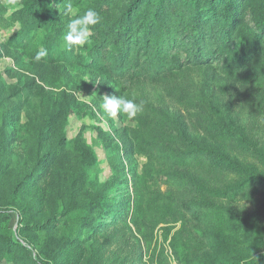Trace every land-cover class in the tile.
Instances as JSON below:
<instances>
[{
  "label": "trees",
  "instance_id": "obj_1",
  "mask_svg": "<svg viewBox=\"0 0 264 264\" xmlns=\"http://www.w3.org/2000/svg\"><path fill=\"white\" fill-rule=\"evenodd\" d=\"M67 3L28 0L12 14L0 3V31L18 25L5 46L23 52L33 62L81 67L125 86L127 98L143 101L128 153L147 160L136 186L137 208L131 218L144 243L150 248L153 230L170 225L163 230L167 237L173 234L170 247L177 264H264V254L253 257L235 250V235L252 225L228 205L238 198L251 204L264 199V171L245 164L242 158L264 164V148L227 124L196 81L204 69L217 64L228 78L245 71L252 92L264 94V64L251 62L264 51V0H71L79 15L92 8L101 18L91 27L90 43L71 48L63 38L71 19L63 15ZM247 6L259 18L256 29L242 20ZM39 52L45 55L37 59ZM153 87L160 88L172 103L193 110L190 117L203 135L241 153V161L203 138H191L177 118L151 102ZM65 147L63 142L45 154L35 174L28 176L29 183L42 177L45 165L66 166L70 156ZM221 174L237 179L212 185L216 182L213 176ZM74 175L72 193L79 190L88 195L85 176L81 172ZM28 186L17 180L14 195ZM122 203L107 207L105 217L110 208L116 207V213L112 222L103 225L127 219L129 211ZM8 220L0 207V264H50L71 247L69 240L35 238L51 230L50 225L26 226L27 236L34 233L28 244L36 246V260L7 234L4 225ZM100 221L91 216L84 226L96 232L104 227L98 225ZM178 223V229L172 226ZM168 260L163 251L150 255L151 264H170Z\"/></svg>",
  "mask_w": 264,
  "mask_h": 264
},
{
  "label": "rangeland",
  "instance_id": "obj_2",
  "mask_svg": "<svg viewBox=\"0 0 264 264\" xmlns=\"http://www.w3.org/2000/svg\"><path fill=\"white\" fill-rule=\"evenodd\" d=\"M27 1L0 0V3L12 14ZM242 20L251 29H256L259 18L247 6ZM18 29L15 25L0 31V207L9 218L4 225L7 234L38 260L36 246L28 244L34 233L31 231L27 236L23 229L36 223L50 225L51 230L36 232L35 238L42 236L41 240L58 238L71 242V247L50 264H151L153 251L156 254L163 251L170 264H177L170 247L173 234L167 237L168 233L163 230L170 225L153 230L149 248L131 220L137 208L136 186L147 160L128 153L135 118L128 120L126 116L118 115L110 119L101 108L105 95L127 97L125 86L81 67L29 60L23 52L5 46ZM256 61L264 64V51L251 60ZM245 75L242 71L238 76L228 78L217 64H212L196 81L227 124L264 148V94L253 93ZM149 96L156 107L177 118L191 138H203L211 146L220 147L232 159L241 161V153L203 135L190 117L193 110L172 103L158 87L150 88ZM41 132L43 137L39 138ZM63 142L70 156L66 166L45 165L42 177L29 183L28 176L35 174L42 157L57 150ZM242 158L245 164L264 171L261 160L243 155ZM75 172L85 176L84 189L90 190L88 195L79 190L72 193ZM213 178L216 180L212 183L214 186L237 179L230 174ZM17 180L25 181L29 186L15 196ZM121 202V207L129 211L127 219L112 226L103 225L112 222L116 213V207L108 208L110 213L105 217L107 207ZM228 205L252 225L235 235V250L253 257L263 255L264 199L251 204L238 198L229 201ZM91 216L101 220L98 223L104 226L101 230L94 232L84 226ZM187 223L188 227L192 226L190 220ZM179 225L172 226L178 229Z\"/></svg>",
  "mask_w": 264,
  "mask_h": 264
},
{
  "label": "clouds",
  "instance_id": "obj_3",
  "mask_svg": "<svg viewBox=\"0 0 264 264\" xmlns=\"http://www.w3.org/2000/svg\"><path fill=\"white\" fill-rule=\"evenodd\" d=\"M63 15L71 17L67 24V32L64 41L67 47H83L90 43V30L100 22L99 14L92 8L87 9L79 15L74 9L71 0H68ZM44 52L37 53V59L44 56ZM103 112L110 119H115L118 115H124L128 120H133L143 109V101L137 103L135 99H129L124 95L103 97L101 104Z\"/></svg>",
  "mask_w": 264,
  "mask_h": 264
}]
</instances>
